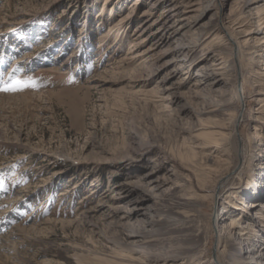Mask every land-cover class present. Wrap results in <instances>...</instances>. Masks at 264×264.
<instances>
[{
  "label": "rangeland",
  "instance_id": "rangeland-1",
  "mask_svg": "<svg viewBox=\"0 0 264 264\" xmlns=\"http://www.w3.org/2000/svg\"><path fill=\"white\" fill-rule=\"evenodd\" d=\"M135 1L0 0V86L10 75L35 81L22 91H0V235L10 230L15 235L8 244L10 252L0 250V264H107L126 252L123 228L140 227L133 214L130 225L121 224V215L133 212L131 202L164 215L161 222L149 217L140 222L148 230L139 239L151 241L153 258L186 264H195L196 257L200 264H215L217 257L228 264L242 259L245 245L227 235L218 238L213 218L217 207L223 212L231 208L224 201L229 191L240 194L255 187L264 160V140L256 145L250 135L249 113L259 104L251 100L253 91L264 90V75L254 71L259 48L242 53L245 75L240 85L246 105L239 101L235 69L228 68L224 75L232 91H222L221 84L212 87L230 92L216 119L243 135L247 158L240 170L234 168L242 151L237 137L232 145L218 135L189 138L178 130L167 107L156 106L159 97L140 90L157 84L171 67L169 48L177 41L185 43L190 35L184 28L180 39L159 44L153 71L143 82L145 69L125 57L146 33L136 35L143 18L149 22L160 7L152 6L154 0ZM130 11L124 34L115 24ZM211 18L206 16L204 23ZM200 29L194 30L198 48L209 44L206 37L212 34ZM209 53L176 76L193 78ZM184 91L187 100L193 98ZM241 106L246 117L235 124ZM184 109L180 117H187ZM216 144L230 153L229 166ZM192 149L198 154L193 156ZM222 176L226 179L220 186ZM122 181L130 182L125 191L118 187ZM259 199L264 206V197ZM250 202L245 199L246 209ZM89 210L93 214L85 213ZM259 211L264 214V207ZM254 227L251 243L260 244L264 221ZM261 249L253 251L258 262L248 264H264V243ZM184 250L189 253L181 254Z\"/></svg>",
  "mask_w": 264,
  "mask_h": 264
},
{
  "label": "bare ground",
  "instance_id": "bare-ground-1",
  "mask_svg": "<svg viewBox=\"0 0 264 264\" xmlns=\"http://www.w3.org/2000/svg\"><path fill=\"white\" fill-rule=\"evenodd\" d=\"M114 1L117 4L120 3V0ZM258 1L259 0H243L241 2H238V0H154L152 6H155V9L160 7V11L156 17L149 22L145 21V17L143 18L141 21L143 23L139 24L140 26L137 29L139 32H137L136 35H139L141 32L146 33L139 38L140 40L135 42V44L140 43L139 46H137L134 50H130L128 55L125 57L132 61V64H135L136 67L142 70L145 69L143 74H141V78L144 82L153 71V65L157 59L155 54L156 47L161 43H167L168 45L171 42V39L175 36L177 39H180L178 38V35L181 33L180 31L182 29L185 28V30L188 31V35L190 36L185 43L177 41L174 46L169 48V53L172 54V64L167 73L160 77L159 81L157 80V84L152 86L150 89L140 90L145 95L155 94L156 97H159L157 98L158 102L156 106L164 108L167 107L168 111L171 112L170 114L174 115L176 124H178V130L183 134H187L189 138H198L202 135H218L220 139L225 137L226 143L232 145L237 137L242 151L238 153L240 164L236 167L234 166L235 169H240L244 159L247 158L242 148L243 135L240 131L239 133L237 131L235 134L233 132L234 128L232 129L226 126L224 122L221 124V122L216 119V115L220 109V104L226 101L229 102L227 96L230 92H222L225 90H231L227 87L230 82L224 77L228 68H233V70L235 69L236 71L234 82H237L239 84L238 87H240L239 101L241 102L244 100L246 105L245 93L244 90L242 91V86L240 85L245 75L241 67L243 58L242 53L244 49L254 50L259 48L253 57V62L256 65L254 71L257 74L264 75V0H262L263 2L261 4H257ZM133 3L135 5L138 1L136 0ZM132 11L134 12L136 10ZM145 13L148 12L145 11ZM131 16L132 12L130 11L124 17L119 19V22H117L115 26L120 24L123 29L121 28L122 31L118 29V31L120 30L124 34H127V24L131 19H128L127 17ZM206 16H209V18L212 17L211 21L212 19H214V21H210L208 24L204 23L205 21H203V19ZM247 18L250 19L244 22L243 19ZM201 27L208 29L209 33L211 32L212 34L210 36L207 35L206 37V39L210 38L208 41L209 44L202 45L198 48L200 44L197 43L198 38L196 37L194 30L200 29ZM240 34L241 36H238ZM217 38L222 40L224 39V43L219 45L214 44L213 40ZM143 45H146V48L140 49ZM206 51H210L211 53L205 57L204 62L199 64L196 69L198 72H195L193 78L189 77L186 79L181 75L176 76L177 73L186 68L193 60L202 54H205ZM177 58L179 62L176 64L175 62L177 61ZM143 82L142 85L140 84L141 87H144ZM217 84H221L225 88L218 92L212 90V87ZM184 90H188L192 93L193 98L187 100L185 98ZM158 94L162 95L159 96ZM251 100L259 103L257 107L249 109V113H251L250 119L253 122L251 127L252 132L250 135L253 138L255 137L256 145H258L264 140V90H254L251 95ZM207 102H209V104H206ZM182 108H185L184 110L187 117H180L178 115ZM159 109L161 108L159 107ZM244 111V108L241 106L240 111L234 117L235 124H238L240 121L245 119L246 115ZM213 139L215 140L216 138L213 137ZM219 148H222V145H217L215 150ZM189 152L193 156L198 154H196L197 151L194 149ZM217 153L220 154V156H224L222 160L226 161L228 166L233 162L231 160L230 153L228 154V151H225L224 148H222L221 151H217ZM208 156H210V154H208ZM226 176L228 177L229 174ZM226 176L219 178L218 182L220 186L226 179ZM258 176L259 177L254 182L255 187L248 188L247 191L243 190L240 194L237 193V190L229 191V197L223 200L231 203V208L226 212H223L222 207H217L216 213L220 214L221 217L218 219V216H216L218 214H216L213 218V225L216 229L218 238H221L222 235H227V237L231 240L233 239L238 241L240 244L245 245V250L240 251L242 256L239 257L242 259L239 260L234 258L230 264H248L251 262H258L257 257L254 258L255 256L253 251L262 250L261 248L264 243V239L261 237L260 244H252L251 237L255 238L256 236L254 233V231H256L254 226H256V224L258 225V222L264 221V214L260 211L258 212V210L264 207L259 199V197H264V160L258 169ZM122 182L118 183V187L119 190L123 189L125 191V189H127L126 185L128 186L130 182ZM211 195L214 196V192ZM238 197L240 200L236 202ZM245 199L251 200L250 203H247V205L249 204L247 209L245 208L246 206H244ZM221 204L222 203H219V205ZM131 205L130 209L133 210V212L131 211V214L128 215H121V224L130 225L129 221H131L130 218L133 214V221H137V223L139 222L138 225H140V227L136 229L133 227L126 229L123 228V237L126 238L123 246L126 252L125 254L123 253L119 255V258H114L113 260L108 259L107 264H186V261L174 263V261H168L166 257L161 259V261L158 260L159 258H153L151 256L152 253L149 250L151 241H149V239L146 240L145 238L139 239L140 236L142 238L145 231L148 230L145 225L140 222H144L147 217H149L152 221L161 222L163 221V218L161 217L164 215L155 209L147 212L140 207L141 204L139 202H131ZM114 206H112L111 209ZM90 211L91 210L85 213H92ZM1 213H3V210H1ZM232 214L234 215L233 217L231 216ZM242 218H245L244 225H241L239 222ZM5 233L4 235H0V250H7V252H10L8 244L15 235L11 230L6 234ZM180 253L186 255L189 252L184 250ZM200 259L201 258L196 257L195 264H200ZM202 264L213 263L205 261ZM215 264L228 263L217 257Z\"/></svg>",
  "mask_w": 264,
  "mask_h": 264
},
{
  "label": "snow or ice",
  "instance_id": "snow-or-ice-1",
  "mask_svg": "<svg viewBox=\"0 0 264 264\" xmlns=\"http://www.w3.org/2000/svg\"><path fill=\"white\" fill-rule=\"evenodd\" d=\"M35 86V81L28 77L25 79H20L14 75H10L9 81L4 82L2 86H0V91H22L26 87Z\"/></svg>",
  "mask_w": 264,
  "mask_h": 264
}]
</instances>
